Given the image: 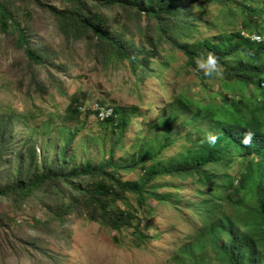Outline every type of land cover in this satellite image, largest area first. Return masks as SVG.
Segmentation results:
<instances>
[{
	"label": "trees",
	"instance_id": "1",
	"mask_svg": "<svg viewBox=\"0 0 264 264\" xmlns=\"http://www.w3.org/2000/svg\"><path fill=\"white\" fill-rule=\"evenodd\" d=\"M52 1L0 0V31L15 34L13 45L28 63L45 64L55 57L50 45L31 35L29 21L37 6L50 15L67 43L91 35L96 42L88 45L95 56L105 64L126 60L140 79L153 75L154 62L157 69L167 65L163 50L181 51L200 90L189 95L182 89L171 95L130 136L126 149L130 119L137 114L146 118V113L114 105L111 115L96 117L102 130L89 140L104 154L97 161L70 148L81 129L68 123L82 114L83 102L77 95L70 97L68 121L59 126L62 143L50 161H42L29 140L14 142L13 116L0 117V197L15 209L37 198L58 223L79 213L116 232L131 227L136 242H143L146 236L137 212L150 213V199L179 201L178 192L189 180L198 201L188 198L186 204L194 206L200 223L175 249L173 264H264V93L255 95L261 86L258 63L264 57V38H252L255 33L264 37V26L259 27L264 24V0L256 6L251 0ZM214 1L230 8L226 11L231 17L236 11L229 4H234L242 12L240 27L201 37L195 11L203 12V2ZM114 6L118 12L108 16ZM208 52L215 55L224 76L218 90L208 83L212 76L195 65L194 58ZM30 80L36 86L35 73ZM253 88L254 93L248 90ZM98 111L86 109L85 115L96 116ZM247 131L253 135L250 143H243ZM206 133L216 135L214 144L202 142ZM136 170H140L137 178H123V173ZM162 187L169 191H159ZM128 194L135 205L127 200ZM1 222L17 224L16 216L8 214Z\"/></svg>",
	"mask_w": 264,
	"mask_h": 264
},
{
	"label": "rangeland",
	"instance_id": "2",
	"mask_svg": "<svg viewBox=\"0 0 264 264\" xmlns=\"http://www.w3.org/2000/svg\"><path fill=\"white\" fill-rule=\"evenodd\" d=\"M251 1L255 6L259 3V0ZM234 6L229 4L231 10L236 11L231 17L226 11L230 8L218 1L203 2L204 11L199 12V8L195 11V16L200 19L201 37L238 29L242 12ZM34 8L29 21L31 35L38 42L50 45L55 57L45 64H30L22 50L13 45L15 34L0 31V117L13 116V141L22 144L29 140L42 161L52 160L62 143L59 126L68 121L65 114L71 95L79 96L83 106L80 117L68 121L71 125L81 126L70 148L74 146L72 152L97 161L104 154L89 137L102 129L94 113L85 115L86 109H93L96 104L119 105L146 113V118L141 119L137 114L130 119L124 135L123 149H126L130 146V136L154 117L171 95L182 89L189 95L200 90L199 79L184 65L181 51L163 50V60L168 57L167 65L157 69L158 64L154 62L153 75L140 79L126 60L105 64L101 57L95 56L88 44H93L96 39L90 34L82 40L67 43L50 15L37 6ZM118 10L116 6L110 8L108 16ZM141 23L144 25L146 19L143 18ZM242 34L248 35V32L243 30ZM34 73L36 86L30 80ZM223 80L221 74L212 75L208 83L218 90V81ZM248 90L254 93V88ZM123 149L118 150V156H122ZM139 172L123 173V178L135 179ZM185 182L178 192L179 201L171 199L158 203L150 199V213L141 209L137 212V218H141L139 228L146 236L143 242H136L131 227L116 232L79 213L58 223L37 198L15 209L5 197H0V264H173L171 256L175 249L187 241L200 223L194 206L186 204L188 198L198 201V196L192 193L189 180ZM159 191L169 189L162 187ZM127 200L135 205L131 194ZM8 214L16 216L17 224L1 222ZM35 218L40 222L35 223ZM147 222L149 226L145 228ZM210 264L217 263L211 261Z\"/></svg>",
	"mask_w": 264,
	"mask_h": 264
},
{
	"label": "clouds",
	"instance_id": "3",
	"mask_svg": "<svg viewBox=\"0 0 264 264\" xmlns=\"http://www.w3.org/2000/svg\"><path fill=\"white\" fill-rule=\"evenodd\" d=\"M242 33V32H241ZM249 35V33H248ZM252 38L255 40H260L261 35L255 33L252 35ZM195 59V65L198 69L202 70L203 73L206 76H212V75H219L221 72V69L219 67L217 58L214 54L208 52V53H202L201 55L194 58ZM261 64L258 63L259 69L261 70V73L259 74V81L261 83L260 89L256 91L255 95H257L261 90L264 93V57L260 60ZM258 96V95H257ZM259 97V96H258ZM253 133L251 131H247L244 134L243 143H250L251 137ZM217 137L213 133H206L203 137L202 142H207L209 145L214 144Z\"/></svg>",
	"mask_w": 264,
	"mask_h": 264
},
{
	"label": "built area",
	"instance_id": "4",
	"mask_svg": "<svg viewBox=\"0 0 264 264\" xmlns=\"http://www.w3.org/2000/svg\"><path fill=\"white\" fill-rule=\"evenodd\" d=\"M93 109H99L98 113L96 114V117L98 119H104L105 117L111 115L113 112V108L107 105L99 106L98 104H96Z\"/></svg>",
	"mask_w": 264,
	"mask_h": 264
}]
</instances>
